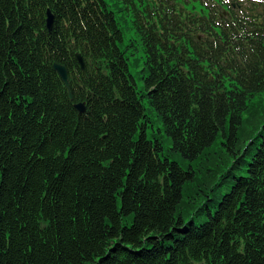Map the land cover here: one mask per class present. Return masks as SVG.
I'll use <instances>...</instances> for the list:
<instances>
[{
	"label": "trees",
	"instance_id": "trees-1",
	"mask_svg": "<svg viewBox=\"0 0 264 264\" xmlns=\"http://www.w3.org/2000/svg\"><path fill=\"white\" fill-rule=\"evenodd\" d=\"M230 1L0 0V264H264V0Z\"/></svg>",
	"mask_w": 264,
	"mask_h": 264
},
{
	"label": "water",
	"instance_id": "water-1",
	"mask_svg": "<svg viewBox=\"0 0 264 264\" xmlns=\"http://www.w3.org/2000/svg\"><path fill=\"white\" fill-rule=\"evenodd\" d=\"M48 13V18H47V27L49 32L52 31V27H53V23H54V16L51 12V10L49 9L47 11ZM78 62L80 64V67L82 70H85V61H84V57L80 52L76 53ZM54 70L60 75V77L62 78V80L64 81L67 89H68V93H69V98L73 99V95L70 89V78H69V74H68V69L64 64L55 62L53 64ZM76 109L80 112V113H84L86 111V104L85 102H79L75 104Z\"/></svg>",
	"mask_w": 264,
	"mask_h": 264
},
{
	"label": "rangeland",
	"instance_id": "rangeland-1",
	"mask_svg": "<svg viewBox=\"0 0 264 264\" xmlns=\"http://www.w3.org/2000/svg\"><path fill=\"white\" fill-rule=\"evenodd\" d=\"M107 1L112 6L115 3V0H107ZM237 1H239L241 4H244V5H246V3H247V0H237ZM197 8L199 9L201 7L197 6ZM242 8H244V10L246 11L249 8V6H242ZM119 14H122V12H120ZM122 25H123V28H124L125 39L128 40L129 37L132 35V31H129L127 29V24L125 23V21H122ZM131 58H134V56H132ZM132 73L136 77V81H137L138 86H140V88H142L144 82H143L142 79H140L139 74H138V70H136L135 68H132ZM148 113H149L150 117L153 118V122H154V125H155V131H158V129L160 127V122L158 121V119L155 117V115L152 113V111L149 108H148Z\"/></svg>",
	"mask_w": 264,
	"mask_h": 264
},
{
	"label": "flooded vegetation",
	"instance_id": "flooded-vegetation-1",
	"mask_svg": "<svg viewBox=\"0 0 264 264\" xmlns=\"http://www.w3.org/2000/svg\"><path fill=\"white\" fill-rule=\"evenodd\" d=\"M230 3H231V6H244V4H241L237 0H231ZM186 6H188V5H186Z\"/></svg>",
	"mask_w": 264,
	"mask_h": 264
},
{
	"label": "bare ground",
	"instance_id": "bare-ground-1",
	"mask_svg": "<svg viewBox=\"0 0 264 264\" xmlns=\"http://www.w3.org/2000/svg\"><path fill=\"white\" fill-rule=\"evenodd\" d=\"M50 8H48V10H49ZM51 10V9H50Z\"/></svg>",
	"mask_w": 264,
	"mask_h": 264
}]
</instances>
